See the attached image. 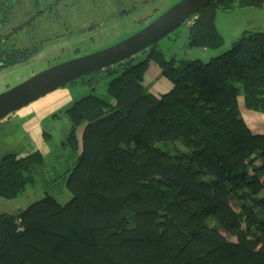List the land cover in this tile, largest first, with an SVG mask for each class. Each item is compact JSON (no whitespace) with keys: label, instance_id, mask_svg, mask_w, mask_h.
Masks as SVG:
<instances>
[{"label":"trees","instance_id":"trees-1","mask_svg":"<svg viewBox=\"0 0 264 264\" xmlns=\"http://www.w3.org/2000/svg\"><path fill=\"white\" fill-rule=\"evenodd\" d=\"M263 4L214 0L191 16L187 46L218 50L216 11ZM14 5L0 0L1 68L37 50L8 43L20 28L2 33ZM186 61L156 43L79 78L91 90L64 110L61 144L75 156L64 174L71 197L45 193L0 212V264H264V132L251 131L237 100L264 114V30ZM150 63L170 84L158 95L142 83ZM104 77L107 99L91 92ZM43 167L40 151L1 156L0 198L21 195Z\"/></svg>","mask_w":264,"mask_h":264},{"label":"rangeland","instance_id":"rangeland-1","mask_svg":"<svg viewBox=\"0 0 264 264\" xmlns=\"http://www.w3.org/2000/svg\"><path fill=\"white\" fill-rule=\"evenodd\" d=\"M54 1L17 0L18 7L14 6L12 10L13 19L3 28L2 33L6 35L11 28L22 27L31 17L32 22H25L28 24L24 27L27 32L23 29L15 35L12 34L8 43L15 41L18 47H36L37 50L23 63L9 68L0 67V92L48 66L94 52L125 39L140 29L151 17H156L178 0H121L120 9L111 0H83L81 3L78 2L80 0H67L65 2L68 4L69 12L66 14L62 4L57 6L59 12H56V15L55 12L51 13V10L41 11L43 14L38 13L43 6ZM34 13H36L34 16H30ZM214 21L223 38V45L218 50L205 49L203 52L200 48L188 47L186 24L160 40L158 47L167 59L175 56L191 61V58L198 57L206 61L211 55L215 56L229 48L244 30H264V4L261 7L217 10ZM158 75L164 83L159 82L156 78ZM108 80V77L100 79L91 92L107 99ZM166 82L167 80L160 75L159 67L150 63L142 82L146 90L158 95L153 88L162 91ZM90 90L91 86L86 83V79H78L74 84L59 87L0 120V157L9 152L24 155L40 151L44 161L42 173L35 177L34 182L27 184L21 195L11 200L0 198V212L21 211L42 198L45 193L52 195L59 203H65L70 199L71 194L66 189L64 174L75 163V156L71 154L69 148L61 146L70 128L64 110ZM237 100L241 116L254 124V119L260 112L243 106L242 94ZM253 128L255 131L252 132H256L257 129ZM77 133L80 139V128ZM179 148L180 145L175 144L170 149L175 152ZM222 234L227 236L224 232Z\"/></svg>","mask_w":264,"mask_h":264},{"label":"water","instance_id":"water-1","mask_svg":"<svg viewBox=\"0 0 264 264\" xmlns=\"http://www.w3.org/2000/svg\"><path fill=\"white\" fill-rule=\"evenodd\" d=\"M213 1L178 0L125 39L94 52L48 66L0 92V120L59 87L137 55L169 36L192 15Z\"/></svg>","mask_w":264,"mask_h":264},{"label":"flooded vegetation","instance_id":"flooded-vegetation-1","mask_svg":"<svg viewBox=\"0 0 264 264\" xmlns=\"http://www.w3.org/2000/svg\"><path fill=\"white\" fill-rule=\"evenodd\" d=\"M2 2H3V0H1ZM56 1V0H55ZM55 1L54 2H51V3H49L48 5H45V6H43V8L42 9H40V10H38V13L39 12H41V11H45V10H51V13H54L55 12V15H56V12H59V11H57V6L59 5V4H62V6H63V10H64V13L66 14V13H68L69 12V8H68V4L65 2V1H67V0H62V2H59L57 5H54L55 4ZM69 1H72V0H69ZM78 1V0H77ZM83 0H80V1H78L79 3H81ZM88 1H90V0H88ZM94 1V0H93ZM119 1L121 2V0H111V2H113V4L115 3V4H117V7L120 9V7H119ZM12 2L15 4L14 6L17 8L18 6H17V0H12ZM31 2V1H30ZM30 2H28L29 4H30ZM63 2H64V4H63ZM72 5H74V4H72ZM13 6V7H14ZM6 8H5V10L1 7L0 8V21H2V20H5L6 19ZM67 11V12H66ZM117 12H119V11H117ZM37 13V12H36ZM36 13H34V14H30V16H34ZM42 13V12H41ZM120 13V12H119ZM43 14V13H42ZM39 15H41V14H39ZM38 15V16H39ZM158 15V14H157ZM156 15V16H157ZM155 17V16H154ZM154 17H151L150 18V20H152ZM149 20V21H150ZM29 21H31V17L29 18ZM29 21H25V22H29ZM149 21H147L146 23H148ZM24 22V24L22 25V27L20 26V27H18V28H20V29H18V31H16L17 33L19 32V30H23L24 29V27H26V26H28V24L27 23H25ZM32 22V21H31ZM30 22V23H31ZM145 23V24H146ZM144 24V25H145ZM143 25V26H144ZM0 29H1V24H0ZM16 28H11L10 30H9V32L8 33H11V32H13V30H15ZM3 30V29H2ZM25 30V29H24ZM25 32H27L26 30H25ZM8 33H6V34H8ZM3 41H4V39H3ZM84 80V79H83ZM82 83H84V81H82ZM87 83V82H86Z\"/></svg>","mask_w":264,"mask_h":264},{"label":"crops","instance_id":"crops-1","mask_svg":"<svg viewBox=\"0 0 264 264\" xmlns=\"http://www.w3.org/2000/svg\"><path fill=\"white\" fill-rule=\"evenodd\" d=\"M187 36V35H186ZM187 45V44H186ZM225 49H227V48H225ZM201 50L204 52L205 51V49L204 48H201ZM211 52V51H210ZM213 52H215V51H213ZM222 52V51H221ZM201 55V54H200ZM210 55H211V53H210ZM212 56H214V54L213 55H211L210 57H212ZM209 57V58H210ZM198 57H195V58H191V59H197ZM199 59H201V58H199ZM202 60V59H201ZM156 78L159 80V82H161V83H164L163 81H161L160 79V77H159V75H158V77L156 76ZM170 88V84H169V82L167 81L165 84H164V89L161 91L159 88L157 89V88H153V90L155 91V92H158V93H162V92H165V91H167L168 89ZM153 91V92H154ZM239 108H240V106H239ZM243 117V116H242ZM244 120H245V122H246V124L248 125V127L251 129V131H255V130H253L254 128L253 127H255V129H257L256 130V133H259V131H264V130H259L258 128H263L264 129V114H262V113H259V115H256V117H255V119H254V124H251L248 120H246L245 118H243Z\"/></svg>","mask_w":264,"mask_h":264},{"label":"built area","instance_id":"built-area-1","mask_svg":"<svg viewBox=\"0 0 264 264\" xmlns=\"http://www.w3.org/2000/svg\"><path fill=\"white\" fill-rule=\"evenodd\" d=\"M193 19H194V16L193 17H190L188 20H187V22L185 23L187 26H189L191 23H193L192 21H193Z\"/></svg>","mask_w":264,"mask_h":264}]
</instances>
